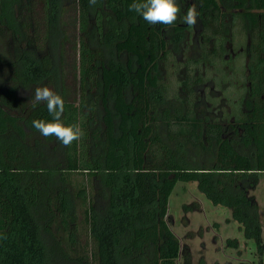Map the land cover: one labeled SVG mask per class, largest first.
Masks as SVG:
<instances>
[{"label":"trees","instance_id":"trees-1","mask_svg":"<svg viewBox=\"0 0 264 264\" xmlns=\"http://www.w3.org/2000/svg\"><path fill=\"white\" fill-rule=\"evenodd\" d=\"M131 3L97 0L90 6L89 0H72L69 17L62 0H0V64L12 69L11 83L0 88V237H6L0 238V264H56L58 247L42 235L41 220L55 213L68 229L73 202L63 172L74 170L98 179V191L108 203L88 216L96 243L95 262L88 264H176L179 238L166 215L178 180L196 181L212 203L231 208L245 237L259 239L258 205L248 190L264 175V0H177L181 16L193 3L197 6L204 56L221 57L227 27L234 23L251 39L248 110L239 124L242 131L232 138L219 122L202 121L189 99L181 113L150 99L151 88H163L159 59L167 55V34L179 43L187 25L179 20L149 24L129 11ZM91 15L94 30H89ZM71 21L74 30L69 31ZM8 39L15 43L13 53L4 44ZM65 44L73 46L71 77L63 71ZM199 78L188 74L181 85L189 92ZM40 82L64 99L63 122L83 130L70 146L32 127L34 119L53 117L45 103H32L33 93L18 92L20 86ZM89 89L95 91L92 100ZM26 129L43 141L34 147L27 143ZM180 138L211 154L212 166L180 163L169 144ZM237 144L249 151L238 150ZM226 242L238 245L235 237ZM257 247L263 249L264 242Z\"/></svg>","mask_w":264,"mask_h":264},{"label":"rangeland","instance_id":"rangeland-1","mask_svg":"<svg viewBox=\"0 0 264 264\" xmlns=\"http://www.w3.org/2000/svg\"><path fill=\"white\" fill-rule=\"evenodd\" d=\"M62 2L65 6V14L71 17L72 0H62ZM224 10L227 17L226 24L230 25L231 15H227L228 9ZM62 13L64 15V12ZM102 13L105 18L107 11L102 9ZM90 21L89 30H94L95 15H91ZM105 22L104 20L103 23ZM71 24L73 25L72 21L68 22L69 31L73 29ZM103 27L105 29L107 25ZM77 30L76 25L75 33L79 36ZM228 30L220 58L212 54L203 55L205 50L200 46L199 20L195 27L184 34L179 43H173L170 39L171 35L167 34V55L163 54L159 59V78L163 88H151L150 99L159 108L168 107L176 113L183 111V101L189 99L194 104L196 115L202 121L219 122L223 127L224 135L232 138L236 136V130L242 131L239 124L243 120L244 111L247 110V102L245 100L241 104L240 102L246 97L248 89L246 74L249 58L245 53V46L248 45L249 51L251 39L244 31L242 32L238 23L230 25ZM4 44L11 53L15 51V43L12 40L8 39ZM65 46L68 56L67 66L63 71L71 77L72 67L69 64L73 57V46L70 44ZM239 47L242 48L239 50ZM121 58L123 59L124 56ZM201 59H205L204 63H197ZM11 74V68L0 64V88H6L11 83ZM188 74L200 77L190 86V95L181 85ZM38 86H44L43 82L20 86L18 93L22 96L31 95ZM87 92L89 99H94L95 91L89 89ZM238 117L241 119L238 120ZM197 131L200 133L199 129ZM162 132L163 129L160 127V133ZM26 133V141L33 147L38 141H43L37 132L26 129ZM169 144L176 149L179 162L186 167L208 169L213 164L211 154L202 152L197 146L182 144L181 138ZM52 145L54 142L49 143L46 149L51 150ZM237 148L240 151H249L241 144H237ZM63 173L65 185L70 190L73 202L71 222L68 229H65L55 213L46 215L41 220L45 226L42 235L50 240L52 245L58 247V255L54 263L95 262L92 253L96 249V243L91 234L88 216L92 218L93 214L100 210V204L105 209L108 203L104 193L98 191V179L88 171L74 170ZM243 184L246 182L244 181ZM248 194L254 197L258 205L261 221L258 240L253 236L245 237L238 222L232 216L231 208L212 203L199 189L196 181H176L168 197L166 215L169 227L179 238L180 254L176 258V264H264V248L258 250L257 247L260 241L264 242V175L248 190ZM92 205L94 209L91 208ZM229 237L237 238L238 245H227L226 239Z\"/></svg>","mask_w":264,"mask_h":264},{"label":"clouds","instance_id":"clouds-1","mask_svg":"<svg viewBox=\"0 0 264 264\" xmlns=\"http://www.w3.org/2000/svg\"><path fill=\"white\" fill-rule=\"evenodd\" d=\"M96 3L97 0H89L90 6ZM129 11H134L149 24L173 25L179 20L189 28L195 27L199 16L195 3L181 16V8L177 0H133V3L129 5ZM41 102L46 104L47 111L53 119L51 121L32 120L34 129L44 137H56L66 147L82 138L83 130L79 124H65L61 119L65 110V101L61 95L47 86H38L32 94V103L35 105Z\"/></svg>","mask_w":264,"mask_h":264},{"label":"flooded vegetation","instance_id":"flooded-vegetation-1","mask_svg":"<svg viewBox=\"0 0 264 264\" xmlns=\"http://www.w3.org/2000/svg\"><path fill=\"white\" fill-rule=\"evenodd\" d=\"M182 10V9H181ZM227 15H230L229 13L227 14ZM225 18H227V17H225ZM231 19V18H230ZM180 24H182V23H180ZM184 25V24H183ZM199 25H200V27H201V24H200V22H199ZM228 28V27H227ZM192 28H189L188 26H186L185 27V29H184V34H187L190 30H191ZM200 42L202 41V37L200 36ZM246 47V51H245V53H246V55L249 57V51H248V45L247 46H245ZM240 48H242V47H239V50H240ZM238 50V51H239ZM239 53V52H238ZM224 62V61H223ZM193 64V63H192ZM246 97H243L242 99H241V102H240V104L242 103V102H244V100L247 102V93H246V95H245ZM247 104V103H246ZM248 110V109H247ZM246 110V111H247ZM244 113H245V111H244Z\"/></svg>","mask_w":264,"mask_h":264}]
</instances>
